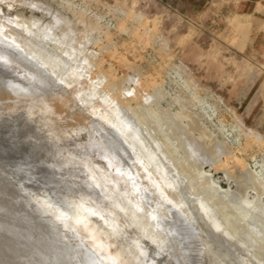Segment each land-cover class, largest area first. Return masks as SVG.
Wrapping results in <instances>:
<instances>
[{
    "label": "rangeland",
    "instance_id": "374dc122",
    "mask_svg": "<svg viewBox=\"0 0 264 264\" xmlns=\"http://www.w3.org/2000/svg\"><path fill=\"white\" fill-rule=\"evenodd\" d=\"M68 1L72 10L63 0H0V264H264V249L259 253L257 242L243 236L247 228L233 232L224 226L232 239L215 221L231 205L223 207L217 198L208 201L205 186L194 184L199 167L230 190L236 189V175L227 180L224 171L202 160L179 169L193 146L188 142L197 143L200 156L211 158L214 144L227 141L264 181V60L260 37L251 33L258 29L232 19L225 0ZM31 2L49 13L43 17L39 10H31L27 5ZM74 9L85 11L83 20ZM56 13L75 25L54 22L63 36L90 35L84 46L78 37L74 48L60 53L81 82V91L70 99L62 93L67 87L18 42L23 35L38 40L34 37L38 32L32 33L23 19L34 16L49 24ZM91 21L110 30V38L91 28ZM117 21L127 25V32H120ZM39 41L37 45L51 52L56 49L49 41ZM100 44H108L140 70L121 87L138 88L148 75L161 84L166 93L153 103L161 104L164 112L137 121L145 105L131 111L118 98L124 89L109 88L110 80L99 70L120 79L126 67L105 60L87 72L74 59L77 50L90 54ZM37 64L41 72L35 69ZM64 102L82 117L74 118L68 111L71 116L65 118ZM181 107L210 139L199 137L187 118L173 116ZM118 119L137 136L135 150L122 140ZM151 127L157 128L150 132ZM247 129L261 135L263 144L245 135ZM154 139L163 142L166 151L175 145L178 149L173 155L163 150L171 156L166 158ZM148 155H153L152 167L156 165L173 186L174 194L162 209L145 206L155 197L153 186L138 169ZM121 162L138 191L121 184ZM244 191L237 204L248 200L264 211V189ZM202 200L217 215H204ZM177 218L182 221L177 223Z\"/></svg>",
    "mask_w": 264,
    "mask_h": 264
},
{
    "label": "bare ground",
    "instance_id": "6f19581e",
    "mask_svg": "<svg viewBox=\"0 0 264 264\" xmlns=\"http://www.w3.org/2000/svg\"><path fill=\"white\" fill-rule=\"evenodd\" d=\"M63 1L65 2V4H67L68 8H71V10L73 9L72 3L70 1H68V0H63ZM27 5L31 10H33V9L39 10L43 17H44V15L49 13V11L46 10V8L40 6V4H38L36 2H31V3H28ZM84 12H85L84 10H82V11H80V10L78 11L75 9L73 10V13L80 15V16H78L79 17L78 19L80 21L83 20L82 17L84 15ZM19 16L20 15H18V17ZM64 16L62 14H59V13H56L54 15L52 14L51 19L49 21L50 22L49 24L48 23L42 24L41 20H40L41 18H37L34 16H31L29 19H23L25 26L27 28L29 27L30 31L32 33L38 32V33L34 34V37L38 38L37 41H39V40H42L41 42L49 41L50 43H53L55 45L56 49L53 50V52H51L50 50H47L46 48H44V46L37 45L36 39L31 38V36H26V35L20 36V38L18 39V42L22 44L21 46L25 51H27L30 55H32L33 57H36L39 60L40 65H42L49 73L55 75L58 78V80L61 81L65 85V87H67L66 89L65 88L62 89V93L63 92H64V94L67 93V97H68L67 99H70V98H75L76 92L81 91V90H79L81 82L78 81V78H79L78 75H76L73 71H69L70 67L67 66L68 63L66 62V60L64 58L61 57L60 53L66 51L70 47L74 48V44L76 45L75 40L78 39V37H80V41H82L81 43L84 46V44H86L88 42V40H89L88 37L90 35L86 33L85 36H83L82 34L76 32L75 37L74 36H69V37L63 36L62 35L63 32L61 31V28L54 26V22L61 23V21H63L65 27L66 26L75 27V25H74V23H72V21L70 22V24L68 22L66 23L64 21V20H66V17H64ZM67 20H68V18H67ZM145 23H146V21H145ZM90 26H91V28H93L96 31H98L99 33H101L102 37H105L107 40L110 38V35H111L109 32L110 30H107V29L104 30V28L102 27V25L99 22H97V21L95 23L92 22V24ZM117 27L120 30V32L121 31L124 32V30H126L125 32H127L128 27L125 23H120L117 21ZM56 30H59L60 34L54 33V31H56ZM65 45H68V47H66ZM100 45L101 46L98 47L97 51H91V52H89L90 54H87V53L84 54V53H82V51H79V50L76 51L75 50L76 55H75L74 59L75 58L77 59L80 66L82 68H84V70H86L88 72V71H91L92 68L97 69L98 66H100V63L105 61V60L109 61V62L118 63L119 67L120 66H122L124 68L126 67L127 70L126 71L123 70L125 72L123 73V75L120 79L114 78V76L108 70L99 69L100 72L104 73L108 77V79L110 80V83H109L110 87L109 88H111V89L113 87L120 88L122 86V84L124 83V81L135 79L136 78L135 76L140 74V70L138 69V67H136V65L134 66L133 64L132 65L128 64L123 57H120L118 54H116L115 50H111L110 48H108V46H107L108 44H105V45L100 44ZM93 66H95V67H93ZM171 67H173V66H171ZM35 69L39 72L42 71V69H40L38 64L35 67ZM164 69H166V68H164ZM45 74L48 75V73H46V72H45ZM97 75H99V73H97L95 75V77H98ZM121 88L124 89V92L118 93V95H119L118 98H119L121 103L126 104L127 106L131 107V111H136V109H138L140 106L145 105V107H144L145 109L142 107L144 109V112L143 113L141 112L142 114L136 115L137 121L145 122L150 116L153 117L154 115L156 116V114H158V112H160V114H161V111L162 112L165 111V108L160 106L161 104L158 105V104L153 103L154 102L153 99L156 96H160V95H163L164 93H166V92H164V89L162 88L161 84L158 83L154 77H152L150 75L145 76L144 79L141 80L138 88H124V87H121ZM148 88L152 89V91H150ZM57 98H58V100H61L59 97H57ZM79 100L84 102L88 99L80 97ZM170 100H172V99L170 98ZM212 101H213V99H212ZM212 101H211V103L213 104L214 101L213 102ZM168 105L169 104H167V106ZM171 105H173V104H171ZM179 105H180V102H179ZM64 106L65 107H62V105H61V112L65 118H68L71 116V114L69 112L72 113L74 118H81L82 117V113H80L78 111L77 112L72 111L71 108H68L69 106L67 105V102H64ZM166 110H168V109H166ZM139 111L140 110H138V112ZM214 113H215V110H214ZM173 116L177 117V119L178 118H187L186 120L191 122L192 127L198 131L199 137L204 136V137L209 138L210 134H208L202 127H200L196 123V120L193 117H191V115L189 113H187L183 108L180 109L179 111H176L175 113H173ZM208 116H210V115L208 114ZM234 118H236V117H234ZM162 122H164V121L162 120ZM165 122H166V120H165ZM171 122L172 121L170 120V123ZM243 123L244 122H242V124ZM116 126H117V130H119V132L121 134L122 140L124 138V140L128 143V145L131 147V149L135 150V148H133L132 143H134L135 145L137 144V143H135V138L137 136L132 131L130 125H128V124H126V122H122L118 119L116 122ZM156 128L157 127H151V128H148L147 130L150 132H153ZM162 129H164V128H162ZM191 132H192V130H191ZM246 134L252 135L257 142H260V143L263 142L261 135H259L257 132L253 131L252 129H247L245 135ZM167 136L168 135L164 134L165 138ZM167 140H168V138H167ZM154 141H155L156 146L159 148L158 151L163 153L164 152L163 150H165V144L161 141H157L156 139H154ZM226 142L217 141L214 144L215 147L213 146L214 150H213V156H211V158L206 157V156H200V153H199L200 151L196 150V149L199 150V147L196 146L197 143L194 144L193 142H188V143H191L193 146L191 149H188L189 152L187 151L185 154L184 159L187 162L186 165L180 164L179 169L184 171L186 169V166L189 165L190 162L192 163V162H196L198 160H200V161L202 160L205 163H209L214 168V170L215 169L216 170L221 169L222 172L224 171V175H225L227 180H229L231 177H234L236 175V179L234 180V183H236V186H235L236 189L230 190V188H223L221 185H219V183H217V181H215L211 178L212 174L210 172H207L202 167H199L197 174H196V177H195V180H194V184L197 186H199V185L203 186V187L205 186V188H206L205 190L207 192L206 193V195H207L206 199L208 201L211 200L212 198H217L219 200V203L223 207H225V205H227V206L231 205V208L229 209V211H223L224 209H222L221 210L222 212L220 213L221 217L216 216V217H218V219L217 220L215 219V221H217L219 224V228H221V231L225 234V236L226 237L231 236V238L233 239L232 234L230 232L226 231V228H224V226L231 228V231H233V232L235 230H237L238 227H243V228L245 227L247 229L245 230L246 232H244L245 234L243 236L248 237L250 239V241H252V242H254V241H255V243L257 242L256 243L257 245L255 247L258 248V251L260 253V249H262V248L264 249V211L257 210L256 206H254L248 200L245 203L239 202V204H237L238 203L237 200L239 199V197L240 198L242 197L241 192L246 190V188H249V189L251 188L253 191H255V193H262V190L264 189V185H263L264 181L261 178V172L259 173L258 171L253 170L251 167H249V165L244 161V158H240L241 156L238 157L236 155L237 151L235 152L234 149L232 148V146ZM210 143L211 142L209 141V144ZM206 145H208V144H206ZM184 147H186V146H182V145L180 146L181 149H184ZM121 148H122V146H121ZM121 148H120L121 152L126 154V152H124V148H123V150ZM203 148H205V147H203ZM177 149L178 148H176V145H175V147L172 149V151H170V150L169 151L165 150V151L168 152L170 155L171 154L173 155V153L176 152ZM124 156H126V155L123 154V157ZM169 156L167 155V153L164 154V157H166V158H168ZM200 157H201V159H200ZM128 158H129V155H128ZM118 162H120V161L118 160ZM152 165H154L153 155H148L147 158L144 159L143 162H140L138 165V169L141 172L140 174L145 177L148 184L150 183V185L153 186L152 189L155 192V194H154L155 197L151 200V202L149 200H147L148 203L145 206L150 209V206L154 205L158 209L159 208L162 209L163 207H165V202L167 200H169L168 198H170V196H172L174 194V192L172 190L173 186L169 181L166 180V178L163 175V173L161 172V170L159 171V169L156 165H155V167H152ZM123 168H124L123 162H121L120 163V169L118 172V174H119L118 178H119L121 184L124 185V188L126 186L132 192L135 191V189L138 191V189L134 183L132 173L129 172V175H128L127 173L122 171ZM120 171H122V172H120ZM244 184H246L245 189L241 188ZM147 187H149V185ZM241 190H243V191H241ZM139 192H140V189H139ZM199 201H200V199H199ZM201 204H203L201 209L204 212V215H211L212 213H213V215H214V213L217 215L215 209L213 207L207 205L203 200L201 201ZM153 213H155V212H153ZM176 221L178 223L182 220L180 218H177ZM219 221L222 222L223 224L221 225V223ZM252 221L253 222L258 221V222L255 225H253L254 227L250 228L249 226L251 225ZM234 222H237L239 224L234 225ZM86 226H83V228L85 230L89 231V229H87ZM259 228H260V230H259ZM221 231H220V233L222 234ZM258 232H260L259 235L261 234V236H257ZM188 234H190V233L188 232L187 228L185 227V231H184L183 235H185L187 237ZM257 240H259L260 242H258ZM236 241L238 242L240 240H238L236 238ZM238 244L240 246H243V244H240V243H238Z\"/></svg>",
    "mask_w": 264,
    "mask_h": 264
},
{
    "label": "crops",
    "instance_id": "0c3cea01",
    "mask_svg": "<svg viewBox=\"0 0 264 264\" xmlns=\"http://www.w3.org/2000/svg\"><path fill=\"white\" fill-rule=\"evenodd\" d=\"M226 7L231 12V18L258 29L252 37H260V60H264V0H225ZM230 6V8H229ZM251 39L254 41V39Z\"/></svg>",
    "mask_w": 264,
    "mask_h": 264
}]
</instances>
